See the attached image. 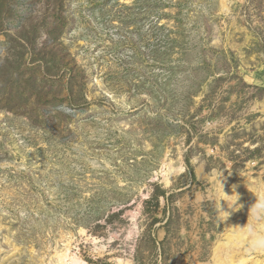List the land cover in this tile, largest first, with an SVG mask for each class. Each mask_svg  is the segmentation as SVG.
<instances>
[{
  "label": "rangeland",
  "instance_id": "rangeland-1",
  "mask_svg": "<svg viewBox=\"0 0 264 264\" xmlns=\"http://www.w3.org/2000/svg\"><path fill=\"white\" fill-rule=\"evenodd\" d=\"M234 241L264 261V0H0V264Z\"/></svg>",
  "mask_w": 264,
  "mask_h": 264
},
{
  "label": "bare ground",
  "instance_id": "bare-ground-1",
  "mask_svg": "<svg viewBox=\"0 0 264 264\" xmlns=\"http://www.w3.org/2000/svg\"><path fill=\"white\" fill-rule=\"evenodd\" d=\"M168 166H171V164H168ZM172 170H174V167L173 168L172 167L170 168V171H172ZM237 192H239L238 194L241 195L242 188L241 187H238V186L235 187V189H234V191H233L232 194H235V193L237 194ZM245 196L246 195L241 196V199H244ZM245 204L247 205V202ZM252 211L254 212L255 215H257L255 213L254 208H253ZM250 242L252 244L253 243H257V247L258 248H261L262 247V244L258 242V238L254 237V235L251 236ZM238 243H239L238 241H234L233 242V247H235V248H233L231 246L230 249H232L233 251H239L240 247L238 246ZM220 250L224 253V261H225L224 263L225 264H249L248 261H247L248 259L240 255V251H239L238 254H232V255H230V254H228V251H227V249H225V247H223ZM77 258L78 257L75 256V255H74V257H72L71 254H70V252H69V248L66 247L65 251L56 253V262L54 264H67L65 262L66 260H71L69 264H84V263H77ZM250 264H264V261L255 260V261H252Z\"/></svg>",
  "mask_w": 264,
  "mask_h": 264
},
{
  "label": "clouds",
  "instance_id": "clouds-1",
  "mask_svg": "<svg viewBox=\"0 0 264 264\" xmlns=\"http://www.w3.org/2000/svg\"><path fill=\"white\" fill-rule=\"evenodd\" d=\"M221 211H224V210H222V208L220 209Z\"/></svg>",
  "mask_w": 264,
  "mask_h": 264
}]
</instances>
